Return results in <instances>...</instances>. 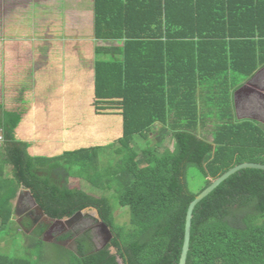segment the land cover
I'll return each instance as SVG.
<instances>
[{
    "label": "trees",
    "instance_id": "trees-1",
    "mask_svg": "<svg viewBox=\"0 0 264 264\" xmlns=\"http://www.w3.org/2000/svg\"><path fill=\"white\" fill-rule=\"evenodd\" d=\"M93 12L97 40L168 41L182 49L195 41L264 40V0H94ZM186 52L191 57L192 53ZM180 53L173 54L177 57ZM124 54L122 46L96 47L94 61L97 65H122ZM229 105L234 107L233 102ZM176 112L180 116L181 110ZM26 115L27 110L5 111L0 117L4 135L0 145V236L7 229L23 238L21 255L11 260L12 264H119L118 259L123 264H179L189 205L212 182L207 168L216 150L212 142L182 129L172 132L174 149L163 150L167 130L161 128L152 141L147 133L154 129L145 126L138 130L147 141L143 149L134 146L135 135L129 133L107 146L32 155L31 142L20 138L18 132L28 121ZM247 121L260 127L264 139V124ZM109 148L113 157L103 165L102 152ZM244 162L264 164V155L237 156L214 179ZM6 167L11 168L9 176ZM192 168L204 180L198 192L187 182ZM70 178L81 179L105 195L96 197L72 189ZM21 187L28 189L54 220L97 210L113 238L98 249L87 231L75 240V251L45 242L48 225L33 228L28 220L21 225L13 220V200ZM117 207L129 209L128 226L116 223ZM3 258L0 264H11ZM186 264H264V170L236 172L196 206Z\"/></svg>",
    "mask_w": 264,
    "mask_h": 264
},
{
    "label": "rangeland",
    "instance_id": "rangeland-1",
    "mask_svg": "<svg viewBox=\"0 0 264 264\" xmlns=\"http://www.w3.org/2000/svg\"><path fill=\"white\" fill-rule=\"evenodd\" d=\"M93 1L46 0V69L41 68L45 75H40L41 88L36 86L35 95L12 92L4 95L11 98L8 101L2 97L3 105L9 108L3 107L0 117L5 111H28L31 104L37 105V116H33L32 125H26L27 133L18 131L20 138L31 144L39 142L37 146L49 142L54 151L63 152L111 145L133 133L134 146L143 149L147 141L138 135V130L152 126L154 130L147 133L149 140L155 141L160 129L165 128L167 135L162 149L173 150L172 132L185 129L215 145L207 167L210 180L230 167L237 156L248 159L264 155L260 127L247 121L264 124V40L195 41L185 46V51L168 41L97 40ZM121 46L125 49L122 65L95 64L96 47ZM186 51L192 53L191 57ZM174 52L181 53L175 57ZM242 86L254 92L249 96L237 93ZM230 100L234 103L232 108ZM178 110H181L180 116ZM247 125L254 132L245 130ZM231 131H234L233 137ZM0 135L4 137L2 130ZM110 150L102 152L103 165L107 158L113 157ZM10 173L11 168L6 167V176ZM187 182L192 191L198 192L204 180L192 168ZM69 187L96 197L105 195L81 179H70ZM20 194L22 202L15 204L16 223L21 225L26 220L22 212H33L35 224L49 227L43 236L47 242L75 251V240L89 231L95 247L104 246L95 225L97 210H84L81 219L73 224L48 220L41 215L38 218L29 193ZM115 218L118 225L128 226L129 209L117 207ZM8 232L6 229L0 236L8 249L0 247V252L14 255V251L10 252L15 244L21 252L23 238L19 235L15 238Z\"/></svg>",
    "mask_w": 264,
    "mask_h": 264
},
{
    "label": "crops",
    "instance_id": "crops-1",
    "mask_svg": "<svg viewBox=\"0 0 264 264\" xmlns=\"http://www.w3.org/2000/svg\"><path fill=\"white\" fill-rule=\"evenodd\" d=\"M45 41L46 0H0V103L2 105L0 110H2L3 107L6 110L9 108L8 105H3L2 97H4V95L7 96L12 92H14V94L16 92H21L35 95L36 86L41 88V84L39 83L40 77L44 74V72L41 71V68L45 67L46 69V47H44L46 46V44H44ZM44 76L45 75H43V77ZM4 98L7 101L11 99L9 97ZM36 106L37 105H35V103L29 106V110L27 111L26 115V119H28V121H24V127L20 128L22 130V134L24 132L27 133L28 131L25 129L26 125H32L31 122L35 118L33 116L35 115L36 110H38ZM37 143L32 142V147L30 149V153L32 155L41 156L57 153L54 152L55 148L49 142L42 143V146L40 144L37 146ZM23 191L28 193L25 187H21L16 198L13 200L14 221L15 204L20 203V201L22 202L20 193ZM30 200L32 205H34L32 198ZM34 211H36V209ZM22 214H25L23 216L24 219L32 221L28 213L22 212ZM45 238L44 241L46 242ZM1 241L2 240H0V242ZM4 243H6V241H2L0 247L8 249V247H5ZM13 251L14 255L3 254L0 252V257L10 259V263L12 264L11 260L18 259V254L20 253L19 246L15 244V246L12 247L10 253H13Z\"/></svg>",
    "mask_w": 264,
    "mask_h": 264
},
{
    "label": "water",
    "instance_id": "water-1",
    "mask_svg": "<svg viewBox=\"0 0 264 264\" xmlns=\"http://www.w3.org/2000/svg\"><path fill=\"white\" fill-rule=\"evenodd\" d=\"M243 169L264 170V164L253 163V162H244L242 164L234 166L233 168L229 169L227 172H225L224 174H222L218 178L212 180L211 184L205 190H203L199 195H197L196 198L191 202V204L189 205V208L187 210V214H186L185 236H184V243H183V248H182V253H181L179 264H186V262H187L188 252L190 249L193 212H194L196 206L204 198H206L210 193H212L222 182H224L226 179H228L231 175H233L236 172L243 170ZM26 190L30 194V196H31V198H32V200L36 206V210L39 212V214L41 216H44L48 220L59 221V222L65 221L68 223H73L83 216L84 211H79L74 216H72L71 218H63L61 220L51 219L44 213L42 208L37 205V203L35 202L34 198L31 195L30 191L28 189H26ZM94 219L96 222L95 225L98 228V230H99L98 232L101 234V236L104 240V246H105L113 238V234L111 232V229H110V227H108V225L104 221H102L99 214H98V217H95ZM111 251L113 254L116 253V250L114 248H112ZM118 262H119V264H123V261L121 259H118Z\"/></svg>",
    "mask_w": 264,
    "mask_h": 264
},
{
    "label": "flooded vegetation",
    "instance_id": "flooded-vegetation-1",
    "mask_svg": "<svg viewBox=\"0 0 264 264\" xmlns=\"http://www.w3.org/2000/svg\"><path fill=\"white\" fill-rule=\"evenodd\" d=\"M239 91H240V92H243L244 94H246L247 96H249L250 93L254 92V89L249 88V87H247V86H242V87L239 88V90H237V92H239ZM34 212H35V211H34ZM32 214H33V212L29 214V215H30L29 217H30L31 220H32V221H31L32 226H33V227L36 226V225L38 226L39 224H38V223L35 224L37 221L34 219V217H33ZM35 214L37 215L38 218H40V217L38 216V215H40L38 212H36ZM80 219H81V218H80ZM78 220H79V219H78ZM78 220H76L75 222H77ZM75 222H73V223H75ZM73 223H72V224H73ZM48 229H49V228H48ZM44 236H46V232L44 233Z\"/></svg>",
    "mask_w": 264,
    "mask_h": 264
},
{
    "label": "built area",
    "instance_id": "built-area-1",
    "mask_svg": "<svg viewBox=\"0 0 264 264\" xmlns=\"http://www.w3.org/2000/svg\"><path fill=\"white\" fill-rule=\"evenodd\" d=\"M4 143V137L0 135V145Z\"/></svg>",
    "mask_w": 264,
    "mask_h": 264
}]
</instances>
